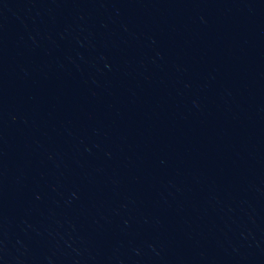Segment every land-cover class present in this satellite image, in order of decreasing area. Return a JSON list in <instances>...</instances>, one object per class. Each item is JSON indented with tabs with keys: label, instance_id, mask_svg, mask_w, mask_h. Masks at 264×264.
Listing matches in <instances>:
<instances>
[{
	"label": "water",
	"instance_id": "water-1",
	"mask_svg": "<svg viewBox=\"0 0 264 264\" xmlns=\"http://www.w3.org/2000/svg\"><path fill=\"white\" fill-rule=\"evenodd\" d=\"M0 264H264V0H0Z\"/></svg>",
	"mask_w": 264,
	"mask_h": 264
}]
</instances>
